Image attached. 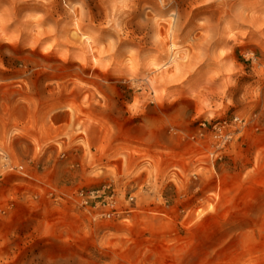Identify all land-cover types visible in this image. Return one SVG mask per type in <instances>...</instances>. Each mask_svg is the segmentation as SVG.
Masks as SVG:
<instances>
[{"label":"rangeland","instance_id":"rangeland-1","mask_svg":"<svg viewBox=\"0 0 264 264\" xmlns=\"http://www.w3.org/2000/svg\"><path fill=\"white\" fill-rule=\"evenodd\" d=\"M205 4L0 0V264H264V49Z\"/></svg>","mask_w":264,"mask_h":264},{"label":"bare ground","instance_id":"bare-ground-1","mask_svg":"<svg viewBox=\"0 0 264 264\" xmlns=\"http://www.w3.org/2000/svg\"><path fill=\"white\" fill-rule=\"evenodd\" d=\"M206 11L210 14L214 13H226V12H233L237 9L247 12V22L251 26V41L255 40L259 37V44L263 46L264 49V0H159V4L163 8L167 7H175L180 8V6H191L190 12L187 11V7L184 8L182 6L180 17L181 19L178 20V24L174 29V33L179 35L181 31L185 29V27L189 24V21L192 17V6H195L200 3H205ZM191 16V17H190ZM132 23V22H130ZM157 25V24H156ZM38 26V24H37ZM116 26V25H115ZM158 26V25H157ZM136 30L133 31V35H135ZM89 40V38H88ZM144 39H140L139 44H142ZM254 43V42H253ZM175 45L172 43L170 45L169 51L172 53ZM254 51H251V55H253ZM173 63L175 69L179 68V65L173 54L169 57V62Z\"/></svg>","mask_w":264,"mask_h":264},{"label":"built area","instance_id":"built-area-1","mask_svg":"<svg viewBox=\"0 0 264 264\" xmlns=\"http://www.w3.org/2000/svg\"><path fill=\"white\" fill-rule=\"evenodd\" d=\"M214 138L217 139L218 138V134H215ZM88 193L89 192H85L84 190H80L79 193H78V195L81 198V201H82L83 204H87V202H88V200H87ZM130 200L133 201L134 198L130 197ZM106 204H107L106 206L108 208H106L107 210L103 214H101V216L105 217V218H110L111 216L116 214L117 202L115 200H113V198H110V200H108V202ZM104 206H105V204H104Z\"/></svg>","mask_w":264,"mask_h":264}]
</instances>
